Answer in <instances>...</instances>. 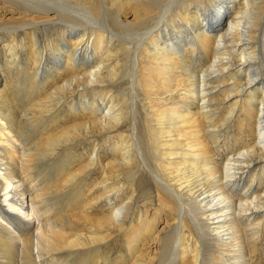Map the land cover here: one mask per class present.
<instances>
[{"label": "bare ground", "instance_id": "bare-ground-1", "mask_svg": "<svg viewBox=\"0 0 264 264\" xmlns=\"http://www.w3.org/2000/svg\"><path fill=\"white\" fill-rule=\"evenodd\" d=\"M0 264H264V0H0Z\"/></svg>", "mask_w": 264, "mask_h": 264}, {"label": "rangeland", "instance_id": "rangeland-1", "mask_svg": "<svg viewBox=\"0 0 264 264\" xmlns=\"http://www.w3.org/2000/svg\"><path fill=\"white\" fill-rule=\"evenodd\" d=\"M135 21V20H134ZM41 40H43V39H41ZM168 218L169 217H167L166 215H165V220H162V222H161V225H164V223H166L167 221L166 220H168ZM121 236H122V238H121ZM120 236V239L122 240H120V242H118V244L117 245H113L112 243H111V247H113V248H111L110 247V253H112V255H111V257H112V259H114L116 256H118L120 253H121V250H123V252L125 253V255H126V259L128 258L127 257V252H125L124 251V246H125V237H124V235H121ZM119 247V249H117ZM121 248V249H120ZM114 249V250H113ZM108 250V251H109ZM111 251H113V252H111ZM127 253V254H126Z\"/></svg>", "mask_w": 264, "mask_h": 264}]
</instances>
